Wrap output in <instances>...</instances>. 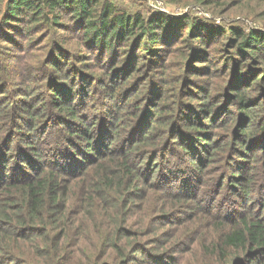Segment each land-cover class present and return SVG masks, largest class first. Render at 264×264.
Listing matches in <instances>:
<instances>
[{"label": "trees", "instance_id": "trees-1", "mask_svg": "<svg viewBox=\"0 0 264 264\" xmlns=\"http://www.w3.org/2000/svg\"><path fill=\"white\" fill-rule=\"evenodd\" d=\"M0 40L42 52L18 89L0 76V114L31 126L38 164L19 158L0 183V264H264V32L112 0H0ZM38 114L63 124L45 147ZM191 170L189 191L159 186ZM225 188L238 198L221 216L208 205Z\"/></svg>", "mask_w": 264, "mask_h": 264}, {"label": "rangeland", "instance_id": "rangeland-1", "mask_svg": "<svg viewBox=\"0 0 264 264\" xmlns=\"http://www.w3.org/2000/svg\"><path fill=\"white\" fill-rule=\"evenodd\" d=\"M112 1H114L118 6L124 8L129 13L139 12L144 16H150L153 13H158L178 19L183 15V13L186 12L190 16L200 19L205 24H212L213 26L221 25L224 26L225 29H229L230 27H242L245 31L257 30L264 32V0H224V5H214V3L202 4L200 2H194L192 0H189L190 2H188L187 4L185 0L184 2H169L167 0H158L160 1V3H162L158 8L154 7L156 0ZM181 22L182 20H179L177 24L171 25V28H177L178 34L183 32L184 29L181 26ZM166 23H168V20L167 22H165V25ZM8 24L9 22L4 24L2 26V30L11 38H18L20 29L19 25L17 24L18 27L15 28L11 26V24ZM23 38L24 37L20 38V41H23ZM0 43H2L3 45H7L6 47H0V76L4 77V81H6L5 83H8L11 88H16L18 87L17 82L19 72L23 70L27 71V65L31 61L36 62L41 59L42 52L40 50L33 52L26 51L25 54L21 55L19 47L10 46L8 42L4 40H0ZM41 69V66L37 68V70ZM8 90L9 88L3 89V93H6V91ZM83 98L84 97H81V99ZM109 99L110 98H107L108 102ZM94 100L95 98H93L86 105L85 113H88V111L94 109L91 108L94 104ZM41 103V106L44 105V102ZM18 106L19 104H16V107ZM45 118L38 114L36 116V122H38L39 124L33 130L32 138L34 136H37L36 138H38L39 141H37L36 146L39 147H45L48 139L52 137L54 129L63 125L54 122L53 118ZM0 121V125H2L0 128L1 183L4 177L8 180H12L14 176L17 177L18 174L21 175L22 166L19 165V169V167L16 165V163L20 164L19 158H21L24 162H29L26 164V166H24L27 167L26 169L29 170V172H33L38 164L36 161H34V158L31 157L32 149L25 145L28 141L27 138L30 136L28 133H26V131L29 130L31 126H25L23 122L17 124L15 122V119L10 117L8 113L5 112L0 114ZM41 121H43V124H40ZM62 139H65V137H63ZM44 157H49V153L45 152ZM70 168L74 170L73 166H71ZM191 172L193 173V175L187 172H182L180 174L182 179L181 183L179 184L159 186H161L163 189H171L172 191H189L190 185L192 186L195 179L197 178V176L195 177L192 170ZM205 174H207V172ZM233 197L235 199L238 198L237 195L233 196L232 192L228 188H225L223 197H212V200H210V204L208 205V207L211 208L212 212L220 213L221 216H223L224 214L227 215V212L231 209V207L236 205V200ZM216 204L220 206L218 210L215 208ZM204 206H207V204H204ZM188 209L189 206L184 205L183 210L187 212ZM200 228L202 229L201 226ZM78 231L79 230H75V232Z\"/></svg>", "mask_w": 264, "mask_h": 264}, {"label": "built area", "instance_id": "built-area-1", "mask_svg": "<svg viewBox=\"0 0 264 264\" xmlns=\"http://www.w3.org/2000/svg\"><path fill=\"white\" fill-rule=\"evenodd\" d=\"M162 3H160V1L156 0L155 1V4H154V7H160Z\"/></svg>", "mask_w": 264, "mask_h": 264}]
</instances>
